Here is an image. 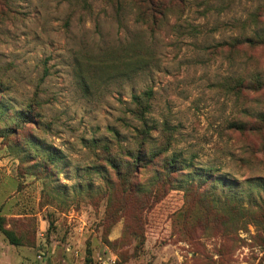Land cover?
<instances>
[{
  "label": "rangeland",
  "instance_id": "1",
  "mask_svg": "<svg viewBox=\"0 0 264 264\" xmlns=\"http://www.w3.org/2000/svg\"><path fill=\"white\" fill-rule=\"evenodd\" d=\"M0 216V264H264V0H0Z\"/></svg>",
  "mask_w": 264,
  "mask_h": 264
},
{
  "label": "trees",
  "instance_id": "2",
  "mask_svg": "<svg viewBox=\"0 0 264 264\" xmlns=\"http://www.w3.org/2000/svg\"><path fill=\"white\" fill-rule=\"evenodd\" d=\"M55 155H50V158L54 157ZM141 157L139 155L134 156V161H140ZM0 230L6 235V237L9 239V241L12 244H19V242L17 241L16 237L14 236V234L12 233V231L6 229L5 227V219L0 216Z\"/></svg>",
  "mask_w": 264,
  "mask_h": 264
}]
</instances>
